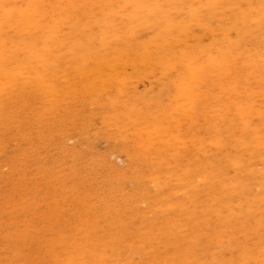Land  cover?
Masks as SVG:
<instances>
[{
  "label": "rangeland",
  "instance_id": "obj_1",
  "mask_svg": "<svg viewBox=\"0 0 264 264\" xmlns=\"http://www.w3.org/2000/svg\"><path fill=\"white\" fill-rule=\"evenodd\" d=\"M263 1L0 0V264H264Z\"/></svg>",
  "mask_w": 264,
  "mask_h": 264
},
{
  "label": "bare ground",
  "instance_id": "obj_2",
  "mask_svg": "<svg viewBox=\"0 0 264 264\" xmlns=\"http://www.w3.org/2000/svg\"><path fill=\"white\" fill-rule=\"evenodd\" d=\"M34 1H35V0H34ZM263 2H264V1H263ZM35 3H36V2H35ZM77 4H78V3H77ZM28 6H30V5H28ZM77 6H78V5H77ZM126 11H127V10H126ZM17 13H18V12H17ZM23 13H24V12H23ZM23 13H22V14H23ZM7 14L9 15V13H7ZM11 14H12V11H11L10 15H11ZM22 14H21V15H22ZM43 14H44V12H43ZM10 15H9V16H10ZM21 15L18 16V17H21ZM33 17H34V16H33ZM45 17H46V16H45ZM50 17H51V16H50ZM34 18H35V17H34ZM239 18H240V17H239ZM54 19H55V18H54ZM242 19H243V18H242ZM0 20H1V18H0ZM8 20H9V19H8ZM25 20H26V19H25ZM31 20H32V19H31ZM18 21H20V20H18ZM238 21H239V20H238ZM242 21H245V20L243 19ZM261 21H262V20H261ZM22 22H23V21H22ZM263 22H264V20H263ZM27 23H28V22H27ZM239 23H240V22H239ZM239 23H238V25H239ZM25 24H26V23H25ZM227 24H228V23H227ZM240 24H241V23H240ZM242 24H243V23H242ZM23 25H24V24H23ZM31 25H32V24H31ZM228 25H229V24H228ZM228 25H227V26H228ZM34 26H35V25H33V29H34ZM229 26H230V25H229ZM229 26H228V27H229ZM234 26H236V23L234 24ZM241 26H243V25H240V26H238V27H241ZM261 26H263V25H261ZM24 27H25V26H24ZM228 27H227V28H228ZM236 27H237V26H236ZM29 28H30V27H29ZM232 28H234V27H232ZM31 29H32V27H31ZM240 29H241V28H239V31H238V33H236V34H239V33H240ZM244 29H245V28H244ZM246 31H247V29H246ZM246 31H245V32H246ZM248 31H249V30H248ZM26 32H27V31H26ZM235 32H236V29H235V31H234V34H235ZM242 32H243V31H242ZM248 33H249V32H248ZM18 34H20V33H18ZM243 34H244V33H243ZM25 35H26V33H25ZM239 35H240V34H239ZM245 35H246V34H245ZM245 35H243V36H245ZM249 35H251V34H248V36H249ZM26 36H27V35H26ZM26 36H25V37H26ZM29 36H30V35H29ZM54 36H55V35H54ZM107 36H108V35H107ZM107 36H106V37H107ZM240 36H241V35H240ZM25 37H24V39H26ZM30 37H31V36H30ZM18 38H19V35H18V37H17V40H19ZM20 38H21V37H20ZM11 39H12V38H11ZM15 39H16V38H15ZM24 39H23V40H24ZM82 39H83V38H82ZM9 41H11V40H9ZM15 41H16V40H15ZM20 41H22V40L20 39V40H19V43H20ZM12 42H13V39H12ZM14 43H15V42H14ZM21 43H23V42H21ZM21 43H20V44H21ZM33 44H34V43H33ZM111 45H112V44H111ZM260 45H261V44H260ZM9 47H10V46H9ZM66 48H67V47H66ZM88 48H89V47H88ZM22 50H23V48H22ZM83 51H84V50H83ZM95 51H96V50H95ZM31 55H32V54H31ZM222 57H223V56H221V58H222ZM221 58H220V59H221ZM217 60H218V59H217ZM220 61H221V60H220ZM220 61H219V62H220ZM57 62H58V61H57ZM219 62H218V64H220ZM0 63H1V62H0ZM31 63H33V62H31ZM4 64H5V63H4ZM41 64H42V63H41ZM53 64H54V63H53ZM5 65H6V64H5ZM18 65H19V64H18ZM32 65H33V64H32ZM39 65H40V64H39ZM14 66H15V65H14ZM19 66H21V65H19ZM33 66H34V65H33ZM134 66H135V65H134ZM17 67H18V66H17ZM23 67H24V66H23ZM26 67H27V66H26ZM257 69H258V68H257ZM6 70H7V69H6ZM21 71H22V67H21ZM27 71H28V69H27ZM23 72L25 73L24 70H23ZM33 72H34V71H33ZM60 72H61V71H60ZM171 73H172V72H171ZM19 74H21L20 71H19ZM25 74H26V73H25ZM34 74H35V73H34ZM23 76H24V75H23ZM30 76H31V75H30ZM22 78H23V77H22ZM22 78H21V79H22ZM31 78H32V77H31ZM33 78H34V77H33ZM35 78H36V77H35ZM29 79H30V78H29ZM17 81H18V79H17ZM50 81H51V80H50ZM19 82H20V84H21V81H19ZM22 84H24V83H22ZM16 85H17V84H16ZM16 85H15L14 87H16ZM21 87H22V86H20V88H21ZM23 87H24V85H23ZM47 87H48V86H47ZM56 87H57V86H56ZM170 87H171V86H170ZM18 88H19V86H18ZM64 88H65V87H64ZM24 89H25V88H24ZM3 90H4V89H3ZM8 90H9V89H8ZM17 90H18V89H16V91H17ZM29 91H30V90H29ZM29 93H30V92H29ZM20 94H21V93H20ZM181 96H182V95H181ZM31 97H32V96H31ZM186 101H187V100H186ZM57 103H58V102H57ZM173 103H174V102H173ZM183 103H185V102L183 101ZM186 103H188V102H186ZM177 104H178V102H177ZM172 105H173V104H172ZM42 106H43V105H42ZM54 106H55V105H54ZM170 106H171V105H170ZM174 106H175V105H174ZM207 106H208V105H207ZM57 107H58V106H57ZM144 107H145V106H144ZM177 107H178V106H177ZM180 107H181V106H180ZM168 108H169V107H168ZM186 108H188V107H186ZM143 109H144V108H143ZM173 109H174V108H173ZM177 109H179V107H178ZM163 110H164V109H163ZM175 110H176V109H174L173 111H175ZM182 110H183V109H182ZM171 111H172V110H171ZM173 111H172V112H173ZM203 111H204V110H203ZM122 112H123V111H122ZM46 113H47V112H46ZM176 113H177V110H176ZM178 113H179V112H178ZM181 113H182V112H181ZM168 114H169V113H168ZM167 116H168V115H167ZM176 116H177V115H176ZM259 116H260V115H259ZM259 116H258V117H259ZM148 117H149V116H148ZM168 117H169V116H168ZM194 117H195V116H194ZM263 117H264V116H263V114H262V117L260 116L259 118H260V119H261V118L264 119ZM175 119H176V118H175ZM181 119H183V118H181ZM181 119H180V120H181ZM167 120H168V119H167ZM171 120H172V119H171ZM173 121H174V120H173ZM176 121H177V120H176ZM193 121H194V120H193ZM170 122H171V121H170ZM184 122H185V121H184ZM195 122H196V121H194V123H195ZM174 123H175V122H174ZM209 123H210V122H209ZM168 124H170V123H168ZM137 125H139V124H137ZM237 125H239V124H237ZM139 126H141V125H139ZM139 126H138V127H139ZM150 126H151V125H150ZM157 126H158V125H157ZM174 126H175V125H174ZM160 127H161V126H160ZM162 127H164V126H162ZM168 127H169V126H168ZM144 128H145V127H144ZM156 128H157V127H156ZM145 129H146V128H145ZM161 129H163V128H161ZM175 129H176V128H175ZM158 130H160L159 127H158ZM148 131H149V130H148ZM151 131H152V130H151ZM169 131H170V130H169ZM208 131H209V129H208ZM156 132H157V130H156ZM161 132H162V131H161ZM164 132L166 133L165 130H164ZM164 132H162V133H164ZM171 132H172V131H171ZM173 132H174V131H173ZM147 133H148V132H147ZM153 133H154V132H153ZM165 133H164V134H165ZM238 133H239V131H238ZM158 134H159V133H158ZM172 134H174V133H172ZM166 135H167V133H166ZM168 135H169V134H168ZM212 135H213V134H212ZM154 136H155V135H154ZM139 137H140V136H139ZM155 137H156V136H155ZM170 137H171V136H170ZM173 137H175V136L173 135ZM179 137H180V136H179ZM140 139H141V138H140ZM150 139L152 140V138H150ZM212 139H213V138H212ZM163 140H164V139H163ZM163 140H162V141H163ZM177 140H179L178 137H177ZM203 140H204V139H203ZM144 142H145V141H144ZM164 142H165V141H164ZM147 143H148V142H147ZM166 144H167V143H166ZM150 145H151V143H150ZM160 145H161V144H160ZM164 145H165V144H164ZM164 145H162V147H163ZM182 145H183V143H182ZM167 146H168V145H167ZM230 146H231V145H230ZM139 147L141 148V146H139ZM164 147H166V146H164ZM170 147H171V146H170ZM181 147H182V146H179V148H181ZM152 148H153V145H152ZM199 148H200V147H199ZM209 148H210V147H209ZM223 148H224V147H223ZM231 148H232V147H231ZM138 149H139V148H138ZM156 149H157V148H156ZM140 150H141V149H140ZM158 150H159V149H158ZM195 150H196V149H195ZM217 150H218V149H217ZM220 150H221V149H220ZM231 150H232V149H231ZM246 150H247V149H246ZM159 151H160V150H159ZM172 151H173V150H172ZM174 151H175V150H174ZM174 151H173V154H174ZM177 151H178V150H177ZM233 151H234V150H233ZM140 152H141V151H140ZM143 152H144V151H143ZM145 153H146V152H145ZM169 153L171 154V152H169ZM236 153H237V152H236ZM238 153H239V151H238ZM147 154H148V153H147ZM189 154H190V153H189ZM241 154H242V152H241ZM157 155H158V154H157ZM174 155H175V154H174ZM179 155H180V153H179ZM179 155H178V156H179ZM181 155H182V154H181ZM196 155H198V153H197ZM229 155H230V154H229ZM229 155H228V156H229ZM233 155H234V154H233ZM152 156H153V155H152ZM152 156H150V157H152ZM164 156H165V155H164ZM186 156H187V155H186ZM192 156H193V155H192ZM219 156H220V155H219ZM228 156H227V157H228ZM231 156H232V153H231ZM157 157H158V156H157ZM165 157H166V156H165ZM174 157H175V156H173V158H174ZM193 157H195V156H193ZM204 157H206V156H204ZM234 157H235V156H234ZM166 158H167V157H166ZM166 158H165V160H166ZM169 158H170V157H169ZM180 158H181V157H180ZM219 158H220V157H219ZM219 158H216V159H219ZM223 158H224V157H223ZM225 158H226V157H225ZM158 159H159V157H158ZM162 159H163V158H162ZM183 159H184V158H183ZM196 159H197V157H196ZM220 159H221V158H220ZM249 159H250V158H249ZM165 160H164V161H165ZM169 160H171V159H169ZM187 160L189 161V159H187ZM199 160H200V157H199ZM221 160H222V159H221ZM225 160H227V159H225ZM225 160H224V161H225ZM228 160H230V159H228ZM235 160H237V158H236ZM238 160H239V157H238ZM241 160H243V159H241ZM158 161L161 162L160 159H159ZM174 161H175V160H174ZM219 161H220V160H219ZM231 161H232V159H231ZM231 161H230V162H231ZM165 162H166V161H165ZM182 162H183V161H182ZM186 162H187V161H186ZM192 162H193V161H192ZM209 162H210V161H209ZM226 162H227V161H226ZM236 162H239V161H236ZM243 162H244V160H243ZM243 162H242V163H243ZM245 162H246V161H245ZM162 163H163V162H162ZM173 163H174V162H173ZM175 163H176V162H175ZM200 163H201V162H200ZM203 163H204V162H203ZM215 163H216V162H215ZM240 163H241V161H240ZM254 163H255V162H254ZM186 164H187V163H186ZM216 164H217V163H216ZM251 164H252V163H251ZM257 164H259V163H257ZM203 165H204V164H203ZM208 165H210V164H208ZM217 165H221V164H217ZM226 165H227V163H226ZM231 165H232V164H231ZM163 166H164V165H163ZM168 166H169V165H168ZM172 166H173V165H172ZM229 166H230V163H229ZM236 166H237V165H236ZM169 167H170V166H169ZM198 167H199V166H198ZM224 167H225V166H224ZM224 167H221V168L223 169ZM171 168H172V167H171ZM173 168H176V166L173 167ZM183 168H185V167H183ZM192 168H193V167H192ZM207 168H208V167H207ZM217 168H218V167H217ZM219 168H220V167H219ZM225 168H226V167H225ZM228 168H229V167H228ZM231 168H232V167H231ZM235 168H236V167H235ZM235 168H234V169H235ZM196 169H197V168H196ZM200 169H202V168H200ZM200 169H199V170H200ZM204 169H205V168H204ZM214 169H215V168H214ZM234 169H232V170H234ZM239 169H240V168H239ZM178 170H179V169H178ZM178 170H177V171H178ZM183 170H184V169H183ZM187 170H188V169H187ZM187 170H186V171H187ZM192 170L194 171V169H192ZM211 170H212V169H211ZM242 170H243V169H242ZM242 170H241V171H242ZM255 170H256V169H255ZM195 171H196V170H195ZM168 172H169V171H168ZM205 172H206V171H205ZM222 172H223V171H222ZM175 173H176V172H175ZM183 173H184V172H182V174H183ZM191 173H192V172H191ZM204 174H205V173H204ZM191 175H192V174H191ZM199 175H201V174H199ZM171 176H172V175H171ZM175 176H176V177H175ZM175 176H174V177H175V179H176V178H177V175L175 174ZM181 176H182V175H181ZM186 176H187V174H186ZM192 176H193V175H192ZM211 176H212V174H211ZM183 177H184V175H183ZM199 177H200V176H199ZM235 177H236V176H234L233 178L235 179ZM251 177H252V176H251ZM197 178H198V177H197ZM213 178H214V177H213ZM231 178H232V177H231ZM233 178H232V179H233ZM243 178H244V176H243ZM192 179H193V178H192ZM198 179H199V178H198ZM222 179H223V178H222ZM226 179H227V178H226ZM234 179H233V180H234ZM259 179H260V178H259ZM223 180H224V179H223ZM235 180L237 181V179H235ZM235 180H234V181H235ZM242 180H243V179H242ZM249 180H250V179H249ZM231 181H232V180H231ZM251 181H252V180H251ZM251 181H250V184H251ZM217 182H218V181H217ZM235 183H236V182H235ZM245 183H246V182H245ZM259 183H260V182H259ZM259 183H258V185H259ZM179 184H180V183H179ZM181 184H182V183H181ZM209 184H210V183H209ZM225 184H226V183H225ZM236 185L238 186V184H236ZM239 185H240V184H239ZM262 186H263V185H262ZM212 187H213V186H212ZM217 187H218V186H217ZM223 187H224V186H223ZM233 187H234V186H233ZM234 188L236 189V187H234ZM210 189H211V188H210ZM227 189H228V188H227ZM145 190H146V189H145ZM211 190H212V189H211ZM233 190H234V189H233ZM241 190H242V189L240 188V191H241ZM192 191H193V190H192ZM206 191H207V190H206ZM223 191H224V190H223ZM161 192H162V191H161ZM211 192H212V191H211ZM220 192H221V191H220ZM228 192H229V191H228ZM235 192H236V191H235ZM238 192H239V191H238ZM196 193H197V192H196ZM213 193H214V192H213ZM213 193H212V194H213ZM217 193H218V191H217ZM224 193H225V192H224ZM210 194H211V193H210ZM212 194H211V195H212ZM214 194H215V193H214ZM237 194H238V193H237ZM219 197H220V199H222V198H221L222 195L219 196ZM227 198H228V197H227ZM216 199H217V198H216ZM160 200H161V198H160ZM168 200H169V199H168ZM222 200H223V199H222ZM232 200H233V198H232ZM171 202H172V201H171ZM229 203H230V202H229ZM255 203H256V202H255ZM169 204H170V203H169ZM223 205H224V204H223ZM262 205H263V204H262ZM254 206H255V205H254ZM259 207H260V206H259ZM165 208H166V207H165ZM217 208H218V206H217ZM229 208H230V207H229ZM231 208H232V207H231ZM233 208H234V207H233ZM170 209H171V208H170ZM254 209H255V208H254ZM230 210H231V209H230ZM252 210H253V208H252ZM252 210H251V211H252ZM263 210H264V209H263ZM161 211H163V210H161ZM257 211H258V210H256V212H257ZM170 212H171V211H170ZM223 212H224V211H223ZM235 212H236V210H235ZM253 212H254V211H253ZM253 212H251V213L253 214ZM251 213H250V214H251ZM254 213H255V212H254ZM202 215H203V214H202ZM207 215H208V214H207ZM257 215H258V214H257ZM248 216H249V215H248ZM197 217H198V216H197ZM202 217H203V216H202ZM232 217H233V216H232ZM262 220H263V219H262ZM147 222L149 223V221H147ZM198 222H199V221H198ZM143 223H144V222H143ZM203 224H204V223H203ZM200 225H201V224H200ZM182 226H183V225H182ZM183 227H184V226H183ZM183 227H182V228H183ZM257 228H258V227H257ZM157 229H158V228H157ZM260 229H261V228H260ZM262 229H263V228H262ZM262 229H261V230H262ZM176 230H177V229H176ZM181 230H182V229H181ZM181 230H180V231H181ZM256 230H257V229H256ZM177 231H178V230H177ZM180 231H178V232H180ZM257 231H258V230H257ZM178 232H177V233H178ZM169 234H170V233H169ZM172 234H173V231H172ZM257 234H259V233L257 232ZM177 236H179V234H178ZM256 236H257V235H256ZM257 237H259V236H257ZM260 237H261V236H260ZM93 240H95V239H93ZM112 240H113V239H112ZM226 240H227V239H226ZM61 241H62V240H61ZM98 241H99V240H98ZM116 241H117V240H116ZM176 241H177V240H176ZM178 241H179V240H178ZM178 241H177V242H178ZM95 242H96V241H95ZM112 242H113V241H112ZM112 242H111V243H112ZM174 242H175V241H174ZM177 242H175V243H177ZM64 243H65V241H64ZM178 243H179V242H178ZM178 243H177V244H178ZM71 244H72V243H71ZM101 246H102V245H101ZM101 246H100V247H101ZM173 246H174V245H173ZM175 246H176V245H175ZM177 246H178V245H177ZM177 246H176V247H177ZM179 246H180V243H179ZM104 247H106V246H104ZM78 248H80V247H78ZM99 249H100V248H99ZM104 249H105V248H104ZM172 249H173V248H172ZM174 249H175V247H174ZM187 249H188V248H187ZM175 250H176V249H175ZM102 251H103V249H102ZM178 251H180V250H178ZM184 253H185V252H184ZM176 254H177V253H176ZM178 254H179V252H178ZM45 256H46V255H45ZM79 256H80V255H79ZM85 256H86V255H85ZM107 257H108V256H107ZM177 257H178V256H177ZM182 258H183V257H182ZM253 258H254V257H253ZM97 259H98V258H97ZM188 259H189V258H188ZM109 260H110V259H109ZM186 260H187V259H186ZM174 261H175V260H174ZM178 261H179V260H178ZM86 262H87V261H86ZM86 262H85V263H86ZM107 262H108V261H107ZM177 263H178V262H177ZM185 263H186V262H185ZM90 264H91V263H90ZM258 264H259V263H258Z\"/></svg>",
  "mask_w": 264,
  "mask_h": 264
}]
</instances>
